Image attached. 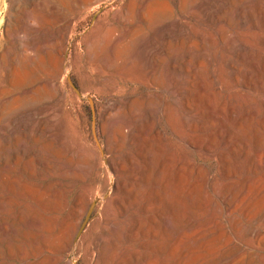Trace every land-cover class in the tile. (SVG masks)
I'll return each mask as SVG.
<instances>
[{
  "label": "bare ground",
  "instance_id": "1",
  "mask_svg": "<svg viewBox=\"0 0 264 264\" xmlns=\"http://www.w3.org/2000/svg\"><path fill=\"white\" fill-rule=\"evenodd\" d=\"M8 1L9 15L14 17V0ZM151 1L138 0L133 5L132 0H125L122 14L112 16L110 32L98 45L105 61L120 60L126 49L128 60H141L151 53V34L140 39V31L156 13ZM239 1L241 4L197 0L193 6L197 21L212 28L192 27L194 35L202 39L195 46L198 67L182 85L164 88L151 83L154 89H165L177 98L180 111L173 113L169 130L183 146L180 153L174 151L157 128L162 168L156 174L155 166L150 169L143 160L137 163L139 172L133 171L129 149L133 129L128 119L116 120L118 112L130 115L138 99L136 93H123L119 80L135 84L126 69L112 75L106 68V76H97L102 94L117 96L102 105L106 124L101 140L93 128V141L83 132L78 138L67 137L63 133L66 123L57 121L49 103L43 105L42 117L51 128L41 153L46 168H57V172L39 183L22 181L24 200L7 197L0 215V264H264V0ZM167 22L185 24L179 18ZM156 23L151 30H162L165 22ZM36 25L35 21L29 28ZM5 29L8 35L10 30ZM72 33V20L65 17L57 29L59 70L51 83L58 92ZM26 34L19 46L0 51V110H5L4 101L20 91L26 80L38 78L44 55L50 57L52 50L47 45L42 42L43 46L34 47ZM207 46L216 47L210 52ZM25 53L29 62L22 74V66L14 62L18 58L13 56ZM5 55L9 57L6 64ZM176 73L180 74L176 70L170 75L178 79ZM38 83L33 84L29 98L37 92ZM36 112L16 113L10 131ZM37 141L33 138L31 143ZM54 144L67 147L70 154ZM17 145L27 147L25 140ZM122 147L128 148L122 151ZM133 150L141 159L145 157L141 146ZM61 163L68 164V169L60 171ZM73 183L80 185L74 187ZM147 186H151L155 211L150 217L149 238L142 239L141 219L135 227L137 215L128 208ZM99 200L101 207L90 219ZM145 246L150 251H143Z\"/></svg>",
  "mask_w": 264,
  "mask_h": 264
},
{
  "label": "rangeland",
  "instance_id": "2",
  "mask_svg": "<svg viewBox=\"0 0 264 264\" xmlns=\"http://www.w3.org/2000/svg\"><path fill=\"white\" fill-rule=\"evenodd\" d=\"M235 1L237 4H241L239 0ZM8 2V0H0V51L5 50L6 46H19V42L24 39L23 36L26 32L28 33L26 34L27 39L30 38V42L34 47H36L35 45L40 47L39 44L41 45L43 42V44L47 45V49L52 51L49 58L47 55H44L38 78L36 77L35 79L34 77L29 79V81L26 80L23 84L26 88L22 86L20 87V91L18 90L12 96H9L4 101L5 104L7 103L5 110H0L1 112L3 111V114L0 113V117H2L0 119V176L3 173L0 177V215L1 213L3 214L7 197L18 196L22 200L25 199L22 181L26 180L39 183L44 179L53 178L50 174L57 172V168H46L44 163L46 159L44 158V153H41L47 144L49 129L51 128L48 127L50 124L46 122L47 120L41 114L45 103L50 104L51 107L49 110H51L50 112L54 116H57V121L60 119L66 123L67 127L63 133L66 136L68 135L67 137L71 139L78 138L83 132L89 140L93 141V128L97 137L99 136L98 138L100 140L103 138L101 133L106 124V119L102 114V105L106 99H116L117 97L116 95L108 96L102 94L104 88H99L97 83V76H100V74L106 76L107 69L112 75L125 71L124 69H126L131 80L135 82V84H131L123 83L122 80H119L120 84L122 86L124 85L123 93H136L138 99L134 100L135 103L133 102L132 104L133 106L131 108L133 110H131L130 115L122 114L121 112H118L116 115V120L126 118V121L128 119V124L133 129L130 134V137L133 139V144L129 146L132 153L131 166L133 167V171L135 173L139 172L137 163L141 160L150 169L155 166V174L162 168V163H160L161 159L158 156V153L161 154V152H159V148L157 147L159 143L156 137L158 132L157 128L162 129V134L167 137L166 144L170 145L174 151L180 153L183 150L182 144L169 130V125H172L174 121L173 113H179L180 111L179 102L177 98L172 97L169 92L167 93V90L154 89L151 83H159L164 88L173 83L182 85L188 79L189 75L192 74L194 67H198L197 61L199 58L195 46L199 47L198 44L202 42V39L194 35L192 27L197 26L205 31H211L212 28L203 26V24L197 21L198 16L194 13L193 9L197 0H152L151 2L154 4L156 13L150 22L147 23L148 25L140 31V35H142L140 39L147 37L146 35H149V33L151 34L152 40L149 46L151 53L149 52L145 56L146 59L143 57L141 60L137 59L136 61L134 59L128 60V49L125 51L127 54L121 55L120 60L115 58L112 61H110L111 59L105 61L100 54V50H98L99 43L110 32L112 16L122 14L121 6L125 0H14V17L9 15ZM137 2L138 0H132L133 5ZM227 6H230L229 2H227ZM78 7L80 9L79 12ZM65 17L72 20L73 33L69 38L71 48L68 57L65 60L62 73L59 74L61 91L58 92L54 84L52 85L51 83H54L55 76L59 70V61L55 55L58 46L56 43L57 29L63 23ZM172 18H179L185 24L167 22ZM35 21L38 25L29 28V25L34 24ZM156 22H165L162 30L161 28L159 29L161 32L159 30L157 32L151 30L154 28ZM5 28L10 30L8 35ZM15 35L18 36L16 37ZM49 43L51 44L49 45ZM215 47L207 46L206 49L212 52ZM169 53L173 55L171 56ZM192 54L195 56L193 57ZM15 55L13 56L14 60L16 58L18 59L14 62L18 66H22V74H25V70H27L25 63L29 62L26 57L27 54L25 53L20 57ZM186 57L190 58L188 59ZM8 60L9 57L5 55L4 64ZM17 60L21 65H19ZM105 62L109 64L107 65ZM176 70L180 73L179 75L176 73L178 79L170 75V73ZM219 72V67H217L216 73ZM37 80L40 82L34 87L37 92L32 93V97L29 98L28 96L32 92L31 88ZM140 83H143V85ZM167 101L172 102L169 107L166 105ZM27 109L37 111L36 115H32L31 117L33 118L27 122H20L19 127H15L10 131V124L12 125L14 115L16 113H23ZM151 109L154 110L152 111ZM44 128H47V130ZM32 133L33 138H38L36 144L31 143L33 142ZM24 140L26 141L27 147L20 148L17 142ZM59 146L58 144H54V147H58L61 150L65 149L64 152L66 155L70 154L67 147H63L62 149L61 145ZM138 146H141V152L145 154L143 159L134 153L133 149ZM127 148L122 147L121 150L125 151ZM65 165L61 163L60 171L68 169V164L65 163ZM29 171H32L33 174L29 175ZM79 185V183H73L74 187ZM150 187L142 188L135 202L130 204L128 208L130 212H134L137 215L133 220L135 227L138 226L136 222L138 218L142 221V223L140 221L142 227L139 232L140 238L142 239L149 238L150 231L148 227L151 225L150 217H152L155 211V202L153 203ZM100 207V200L96 201L90 219L95 217ZM165 221L164 224H167V220ZM2 236L6 238L4 235ZM136 248L138 249V247ZM150 248L149 246H145L143 251H150ZM67 258L70 259L71 257L68 256ZM2 261L3 258L1 256L0 263ZM12 264H16V262ZM80 264L83 263L80 262Z\"/></svg>",
  "mask_w": 264,
  "mask_h": 264
}]
</instances>
